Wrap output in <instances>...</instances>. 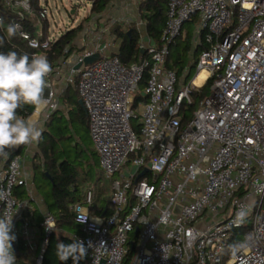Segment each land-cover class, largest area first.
I'll return each mask as SVG.
<instances>
[{
    "label": "built area",
    "instance_id": "1",
    "mask_svg": "<svg viewBox=\"0 0 264 264\" xmlns=\"http://www.w3.org/2000/svg\"><path fill=\"white\" fill-rule=\"evenodd\" d=\"M5 5L20 25L17 33L39 50L34 54L46 56L55 39L44 36L49 6L36 8L32 0ZM194 17L200 22L193 44L203 35L205 46L187 84L189 68L180 73L167 59ZM29 22L34 33L25 28ZM139 45L145 55L129 64L99 43L83 51L67 45L61 59L66 84L77 83L100 165L113 178L107 217L92 216L82 204L72 207L81 229L75 239L87 248L84 264H222L227 249L224 264H264V0H167L160 41ZM95 52L100 59L84 64ZM52 69L48 106L34 121L26 118L36 126L60 105ZM202 69L208 75L198 85ZM210 79L209 94L183 123L182 104ZM20 147L0 158V195H6L0 217L13 216L16 264L22 248L31 252L25 264H42L56 214H42L40 239L33 205L17 195L27 184ZM92 199L89 189L85 203ZM241 208L249 214L237 227Z\"/></svg>",
    "mask_w": 264,
    "mask_h": 264
},
{
    "label": "trees",
    "instance_id": "2",
    "mask_svg": "<svg viewBox=\"0 0 264 264\" xmlns=\"http://www.w3.org/2000/svg\"><path fill=\"white\" fill-rule=\"evenodd\" d=\"M34 7H40V0H32ZM111 0H92L91 12L100 13L106 9ZM167 13V0H142L140 4V14L143 20L146 22V32L150 39L159 42L161 33L164 29ZM0 17L3 20V26H0V37L3 38V47L0 51L9 52L16 51L18 54L27 53L29 57L34 55L35 52H39L38 49L31 47L28 42L23 39L18 33L13 37H8L7 26L13 24L15 19L14 14L5 5V0H0ZM48 19L44 20V36L49 34L48 32ZM35 26V25H34ZM33 23H27L25 28L32 33L35 32ZM131 28V27H130ZM82 24L72 29H67L63 34L57 36L48 49H45L49 62L53 67L57 66L58 59L62 58L65 53V48L71 43L76 35L81 31ZM119 36L122 38L119 56L121 60L126 63L138 62L145 54L139 45V32L133 26L130 31L128 29L123 30L116 28ZM205 46L203 35L201 36V44L194 46L193 41L187 35L182 41L178 40L171 46L170 53L167 59L168 67H176L179 72L182 73L185 68H189V72H195L196 59L202 47ZM70 48H73L72 46ZM211 79L199 90L194 91L192 96V102H184L181 106V113L183 114V123L193 114V111L197 108L199 101L206 97L209 92ZM80 94L78 91L77 83H70L62 95V104L65 102L69 105L74 104L76 106V112L78 117L85 122L89 129V119L87 111L83 104L80 102ZM59 110V109H57ZM53 111L50 116L45 120L42 136L38 142L39 154L42 162H37L34 165L35 172L41 171L43 174L49 175L52 181L51 196L53 199V205L60 211L56 215V228L61 229L65 226H73L74 212L70 208V204L82 201V193L86 184L82 183L85 179L81 177L80 171L74 164L66 157L61 155L59 148L60 140L62 136L63 127L57 123H53V114L57 112ZM71 110V108H70ZM35 109L31 106H24L21 110H18V115L25 119L34 113ZM100 192L103 189L100 188ZM104 200L111 206V194L103 195ZM81 234V232H80ZM76 240L72 237L63 236L59 240L57 233L54 230L50 236L49 243L46 247L44 259L42 264H73L71 258L67 261H60L56 256V245L59 242L69 244ZM84 264V259H81ZM19 262V260H17ZM18 264V263H17ZM23 264V263H21Z\"/></svg>",
    "mask_w": 264,
    "mask_h": 264
},
{
    "label": "clouds",
    "instance_id": "3",
    "mask_svg": "<svg viewBox=\"0 0 264 264\" xmlns=\"http://www.w3.org/2000/svg\"><path fill=\"white\" fill-rule=\"evenodd\" d=\"M0 26H3L2 19ZM19 28L18 24H9L6 29L8 37L15 36ZM2 45L3 38H0V46ZM52 70L45 55L34 54L29 57L27 53L0 51V158L6 160L11 149L39 142L42 128L37 127L30 119L18 115V110L31 106L36 111H42L48 106L45 90L48 87L47 77ZM0 198L6 200V195H0ZM248 214V209L241 208L236 213L233 222L235 226L243 224ZM12 218L7 214L0 217V264H16L13 251L16 236L12 232ZM100 246H104L103 242ZM86 254L87 248L82 240L77 239L69 244L59 242L56 245V256L60 261L71 258L73 264H79Z\"/></svg>",
    "mask_w": 264,
    "mask_h": 264
},
{
    "label": "rangeland",
    "instance_id": "4",
    "mask_svg": "<svg viewBox=\"0 0 264 264\" xmlns=\"http://www.w3.org/2000/svg\"><path fill=\"white\" fill-rule=\"evenodd\" d=\"M142 0L135 2V12L133 11V20L128 25L133 27L134 24L140 23V17H138V12L140 10V4ZM41 4H46L50 8V13L48 15V32L52 38H56L62 32L66 31L70 27L78 24L82 17L86 15L87 11L91 8L92 0H40ZM137 8V9H136ZM77 10L80 13L72 15V10ZM130 19V18H129ZM135 19V22H134ZM137 19V20H136ZM144 21V20H143ZM200 20L198 17H194L191 21H188L183 26V35L179 40L182 41L188 35L189 38L194 42L196 37V29ZM140 26V24H139ZM144 25L140 26V33L144 32ZM141 39V37H139ZM197 60V59H196ZM195 72L192 71L188 78L187 84L190 82ZM140 89H143V85L140 86ZM209 94V92H208ZM193 99L195 96H192ZM63 108L57 110L53 114V123H57L63 127L62 138L60 140L59 148L62 156L68 158L75 167L80 171L82 178L85 177L82 183L86 185H96L97 190L100 188L103 189V194H111V184L112 177L107 176L103 169L100 167L98 162V156L95 152V147L91 139L90 131L87 128L85 122H83L77 115L76 106L74 104L69 105V103H63ZM71 108V110H70ZM45 117H42L40 123L37 127L44 129ZM42 162L40 157L36 158L35 163ZM33 183L37 189L38 194L41 196L46 205L52 209L56 210V207L53 205V199L51 196L52 181L49 175H44L41 171L34 172ZM79 228V225L75 223L73 226H65L64 231L69 235L74 233ZM229 249L223 254V262L228 258ZM31 257V252L25 248H22L19 252V261L22 263L25 261L28 263Z\"/></svg>",
    "mask_w": 264,
    "mask_h": 264
},
{
    "label": "crops",
    "instance_id": "5",
    "mask_svg": "<svg viewBox=\"0 0 264 264\" xmlns=\"http://www.w3.org/2000/svg\"><path fill=\"white\" fill-rule=\"evenodd\" d=\"M138 0H111L108 6L106 7L105 10H103L100 13H92L91 8L87 11L86 15H84L81 19V21L70 27L69 29H72L74 27H77L78 25L82 24V29L81 31L76 35V37L71 41L69 46L75 48L78 51H83L87 46H92L94 43L95 44H101L104 45L106 44V50L105 54H111V53H119L120 45L122 38L119 36V33L117 32L116 28L130 31V26H126L131 20H133V11L135 12V2ZM92 4V3H91ZM137 9V8H136ZM74 10V9H73ZM72 10V11H73ZM72 15H74L77 11L79 13L78 9L73 11ZM138 12V17H140V23H136L135 19L133 26L137 29L139 32V44L142 43L143 41L148 40V35L146 32V22L143 21V18L141 17L140 10L138 9L136 13ZM135 17V16H134ZM115 18L117 20L116 24L112 25L110 21ZM130 18V19H129ZM137 20V19H136ZM141 24L144 25L143 28L145 29L144 32L140 33V26ZM91 29L88 31V29ZM104 30H107L104 32ZM109 31V32H108ZM65 32V31H64ZM62 32L61 34H63ZM60 34V35H61ZM98 35V37L96 36ZM96 37V38H95ZM110 44V46L108 45ZM62 58L58 59L57 61V66H55V70L52 74V81L58 91L60 93V105L58 109H62V95L65 89L67 88V84L65 82V76L67 74V64H65L63 61H61ZM34 114V113H33ZM31 117V116H30ZM37 119V118H36ZM41 121V120H40ZM38 122V124L40 123ZM37 124V125H38ZM19 152L22 155V164H23V172L24 176L26 178L27 184L22 187L17 188V195L20 198L23 199H28L31 204L33 205L32 210V221L34 225L37 227L38 234L40 239L43 237V228L41 226V219H42V214L50 211L55 213L56 215L60 211L59 209L52 210L50 209L46 203L43 201L41 196L38 194L36 187L34 186L33 183V178H34V165L36 158L38 157L37 155L39 154V147H38V142H34L31 145H23L20 147ZM97 156H98V162L100 164L99 160V155L97 151L95 150ZM101 167V165H100ZM102 168V167H101ZM92 190L93 192V199L90 204L85 203V196L86 192L88 190ZM82 201L81 203L76 202L73 204H70V208L76 204H82L84 205L90 214L94 217H107L111 213V206L110 204H107L106 201L104 200L103 193L100 192V190H97V186L95 185H86L84 188V191L82 193ZM57 233V238L60 240L61 237L67 236V237H72L75 238L76 235H79L81 232L80 227L78 228L77 231L71 234H67L66 231H64V228L62 227L61 229H54ZM21 252V250H20ZM19 253H18V259L19 260ZM30 260V259H29ZM18 264H21V262H17ZM23 264L26 262L23 261ZM79 264H83L82 261Z\"/></svg>",
    "mask_w": 264,
    "mask_h": 264
},
{
    "label": "bare ground",
    "instance_id": "6",
    "mask_svg": "<svg viewBox=\"0 0 264 264\" xmlns=\"http://www.w3.org/2000/svg\"><path fill=\"white\" fill-rule=\"evenodd\" d=\"M208 75V71L207 69H202L199 74L195 77V80L194 82L198 85H201L203 84L205 78L207 77ZM38 117V111H35L34 114L31 115V120H35L36 118Z\"/></svg>",
    "mask_w": 264,
    "mask_h": 264
},
{
    "label": "water",
    "instance_id": "7",
    "mask_svg": "<svg viewBox=\"0 0 264 264\" xmlns=\"http://www.w3.org/2000/svg\"><path fill=\"white\" fill-rule=\"evenodd\" d=\"M73 11H74V10H73ZM73 11H72V12H73ZM0 38H1V37H0ZM2 47H3V45L0 46V48H2ZM100 57H101L100 52H95V53H93V54H91V55L85 56L84 59H83V62H84V64H86V65H87V64H91V63H93L94 61L100 59ZM79 66H80V63L76 65V67H79ZM80 102L82 103V100H80ZM82 104H83V103H82ZM145 171H146V170H144L143 172H141L139 176H142V175L145 173Z\"/></svg>",
    "mask_w": 264,
    "mask_h": 264
}]
</instances>
